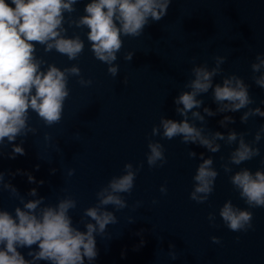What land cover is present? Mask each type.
Wrapping results in <instances>:
<instances>
[{
	"label": "clouds",
	"instance_id": "obj_1",
	"mask_svg": "<svg viewBox=\"0 0 264 264\" xmlns=\"http://www.w3.org/2000/svg\"><path fill=\"white\" fill-rule=\"evenodd\" d=\"M80 2L10 0L9 3L0 0V146L12 145L9 159L26 154L23 141L14 143L18 137L37 133V129L29 123L30 113H35L47 127L61 122L65 101L70 95L69 77H79L81 86L92 84L91 79L83 78L80 67L75 64L61 69L37 57V45L42 46L45 53L55 50L70 61L76 60L84 51L85 43L78 34L69 37L65 23L70 27L87 28L90 51L95 59L108 66L107 72L115 78L119 73V65L115 62L123 47L122 37H141L150 22H159L167 15L172 0H89L83 15L66 20L65 13H74L77 10L75 6ZM133 55L134 52H127L125 61H131ZM195 59L193 57L190 69L191 78L174 98L175 112L181 119L161 116L151 135L167 140L179 137L181 143L198 145L212 154L221 151L220 141L228 146L235 145L221 167L226 174L232 173L230 183L247 208L242 209L231 200H226L219 209V216L230 231L247 232L253 228V212L249 209L264 208V168L253 172L247 167H240L233 172L232 166H240L261 156L256 145L264 138V124L249 141L246 139L248 132L229 128L236 122L232 115H223L218 122L221 128L228 129L226 133L210 130L206 117L242 112L240 122L246 124L252 118H264V110L259 106L252 107L256 101L250 93L249 84L242 77L234 73L223 75L222 65L227 62V56L214 55L212 66L207 62L197 64ZM250 67L254 84L264 89V54L258 53ZM217 76L221 77L220 82H215ZM123 83L127 84V79ZM209 92L216 104L215 110L205 106L203 97ZM76 135L79 137L80 134ZM44 138L48 141L51 136L45 133ZM147 147L149 168L163 167L167 163L164 145L149 139ZM2 155L4 153L0 151ZM188 156L196 159L197 153L189 151ZM199 161L189 198L202 204L213 193L219 172L211 155L205 157L204 153H200ZM260 163L264 165V158ZM39 167L37 164L36 170ZM142 168L143 163L136 167L132 163L124 164L122 174L112 176L96 192V204L84 209L80 217L83 231L74 225L70 214L77 207L73 197L65 196L55 204H48L46 198L38 196L37 189L32 188L27 195L34 199L26 200L0 171V191H7L19 200V205L12 212L0 208V264H40L41 261L47 264H85L86 261L93 264L99 254L96 237L105 236L108 226L119 222L116 212L129 208L125 194L131 195ZM50 171L54 174L57 170L53 168ZM74 173L75 169H68L67 175L71 177ZM8 175H24L29 183L44 184L43 180L37 181L30 172L20 169ZM160 192L166 195V186L161 185ZM141 204V201H136L133 210ZM208 220L215 225V214L209 213ZM134 222L135 218L130 216L128 223ZM210 239L213 244L221 243L217 236ZM34 245L36 248H33ZM20 249H28L26 255L29 258ZM169 249V257L178 259L175 245L170 244Z\"/></svg>",
	"mask_w": 264,
	"mask_h": 264
}]
</instances>
